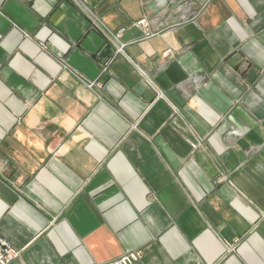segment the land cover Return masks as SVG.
Returning <instances> with one entry per match:
<instances>
[{"label":"crops","instance_id":"obj_1","mask_svg":"<svg viewBox=\"0 0 264 264\" xmlns=\"http://www.w3.org/2000/svg\"><path fill=\"white\" fill-rule=\"evenodd\" d=\"M8 264H264V0H0Z\"/></svg>","mask_w":264,"mask_h":264},{"label":"built area","instance_id":"obj_2","mask_svg":"<svg viewBox=\"0 0 264 264\" xmlns=\"http://www.w3.org/2000/svg\"><path fill=\"white\" fill-rule=\"evenodd\" d=\"M20 251L14 248L4 237L0 235V264H8L13 259L19 256ZM141 250H130L124 252L119 257L97 264H133L142 257Z\"/></svg>","mask_w":264,"mask_h":264}]
</instances>
